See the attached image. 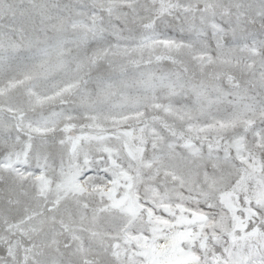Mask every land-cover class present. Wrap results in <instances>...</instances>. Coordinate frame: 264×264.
<instances>
[{
  "label": "rangeland",
  "instance_id": "374dc122",
  "mask_svg": "<svg viewBox=\"0 0 264 264\" xmlns=\"http://www.w3.org/2000/svg\"><path fill=\"white\" fill-rule=\"evenodd\" d=\"M161 261L264 264V0H0V264Z\"/></svg>",
  "mask_w": 264,
  "mask_h": 264
},
{
  "label": "bare ground",
  "instance_id": "6f19581e",
  "mask_svg": "<svg viewBox=\"0 0 264 264\" xmlns=\"http://www.w3.org/2000/svg\"><path fill=\"white\" fill-rule=\"evenodd\" d=\"M40 2H41V1H40ZM40 2H39V3H40ZM28 5H29V4H28ZM35 6H36V5H35ZM35 6H34V7H35ZM36 7H37V6H36ZM38 7H39V6H38ZM26 8H30V7H26ZM31 8H32V7H31ZM40 8H41V6H40ZM40 8H39V9H40ZM48 8H49V10H51L50 7H48ZM33 9H35V8H33ZM39 9H38V10H39ZM55 9H56V8H55ZM40 10H41V9H40ZM28 11H29V10H28ZM33 11H34V10H33ZM36 11H37V10H36ZM36 11H34V12L36 13ZM54 11H55V10H54ZM58 11H59V10H58ZM37 12H38V11H37ZM41 12H42V11H41ZM59 12L61 13V11H59ZM56 13H57V12H56ZM56 13H55L54 15L58 16V14H56ZM23 15H24V14H23ZM42 15H43V14H41V18H42V19L47 18V17H44V18H43V16H46L45 14H44L43 16H42ZM47 15H48V14H47ZM54 15H53V16H54ZM59 15H60V17H61V14H59ZM22 17H24V16H22ZM48 17H49V16H48ZM50 18H51V17H50ZM50 18H49V20H50ZM53 20H54V19H53ZM57 20H58V19H57ZM57 20H56V21H57ZM51 21H52V19H51ZM27 22H30V21L28 20ZM27 22H26V23H27ZM49 22H50V21H49ZM59 22L61 23V21H58V23H59ZM27 24H28V23H27ZM41 24H42V23H41ZM47 24H48V22H47ZM50 24H51V23H50ZM54 24H56V23H54ZM29 25H30V24H29ZM32 26H33V25H32ZM29 27H30V26H28V28H29ZM35 27H36V26H35ZM41 27H42V25H41ZM26 28H27V26H26ZM37 28H38V27H37ZM39 28H40V27H39ZM39 28H38V29H39ZM60 28H61V27H60ZM35 29H36V28H35ZM46 29H47V27H46ZM46 29H45V30H46ZM31 30H32V29H31ZM40 30H41V29H40ZM40 30H39V31H40ZM33 31H34V30H33ZM39 31H38V32H39ZM42 31H43V30H42ZM42 31H40V32H42ZM38 32H37V33H38ZM40 32H39V33H40ZM29 33H30V32H29ZM29 33H28V34H29ZM35 33H36V32L34 31V35H35ZM37 33H36V34H37ZM32 34H33V32H32ZM35 36H36V35H35ZM39 36H41V35L39 34L38 37H39ZM36 37H37V36H36ZM34 38H35V37H34ZM34 38H31V39L34 40ZM39 38H41V37H39ZM42 38H43V37H42ZM29 40H30V38H29ZM30 41H31V40H30ZM34 41H35V40H34ZM37 41H38V40H37ZM39 41L41 42V40H39ZM39 41H38V42H39ZM60 42H61V40H60ZM28 43H29V41H28ZM32 43H34V42H32ZM32 43H31V44H32ZM35 46H36V45H35ZM28 47H29V46H28ZM33 48H34V47H33ZM36 48H39V47H35V49H36ZM30 49H31V47H30ZM39 49H40V48H39ZM41 49H42V47H41ZM41 49H40V50H41ZM51 49H52V48H51ZM37 50H38V49H37ZM55 50H56V49H55ZM38 51H39V50H38ZM38 51H37V53H38ZM53 51H54V50H53ZM34 52H35V51H34ZM25 53H26V51H25ZM50 53H51V52H50L49 49H48V50L42 49V50L38 53V57H36V58H37V59H41V58L44 57V56H47V55L50 56ZM25 55H26V54H25ZM29 55H31V54H29ZM56 56L61 57V55H59V54H57ZM52 58H53V57H52ZM55 58H56V57H55ZM23 59H24V58H23ZM32 59H34V58H32ZM32 59H31V60H32ZM58 59H60V61H61V58H58ZM34 60H35V59H34ZM42 60H43V59H42ZM45 60H46V59H45ZM54 60H55V59H54ZM23 61H24V60H23ZM29 61H30V60H29ZM35 61H36V60H35ZM35 61H34V62H35ZM40 61H41V60H40ZM19 62H20V61H19ZM34 62H32V63H34ZM50 63H51V62H50ZM22 64H23V63H22ZM24 64H25V62H24ZM19 65H20V64H19ZM27 65H29V64H27ZM31 65H32V64H31ZM39 65H41V64L39 63ZM44 65H46L45 62H44ZM47 65H48V64H47ZM24 66H25V65H24ZM25 67H26V66H25ZM34 67H36V66H34ZM40 67H42V66H40ZM16 69H17V68H16ZM23 69H24V68H23ZM27 69H28V68H27ZM50 69H51V68H50ZM35 70H36V69H35ZM35 70H34V68H33V70L31 69V71H32L33 73H32L31 71H30V72L34 75V71H35ZM28 71H29V70H28ZM36 71H37V70H36ZM36 71H35V72H36ZM40 71H41V70H40ZM45 71H46V70H45ZM48 71L50 72V70H48ZM20 72H21V71H20ZM20 72H19V70H18V72L15 71L13 74H14V76H16V75H18ZM11 73H12V72H11ZM31 73H30V74H31ZM38 73H39V72H38ZM38 73H37V74H38ZM32 74H31V75H32ZM36 76H37V75H36ZM27 82H29V84H31V85H35V84H36V83H35L36 81H33V82H32V81H29V80H28ZM16 87H17V86H16ZM33 87H34V86H33ZM5 96H6V94H5ZM8 96H9V94H8ZM5 99H6V98H5ZM174 236H175V234H174L173 236H172V235H171V236L169 235V236H167V237H164V238L160 239L159 241H156L158 247H162L164 244L169 243V246H170L169 249L171 250V254H170L171 257H172V256H176L175 253L178 252V251H179V248H180V245H179L178 239H175ZM168 241H169V242H168ZM165 259H166V257H164L162 260H165ZM159 263H160V264H167V263H165L164 261H161V262H159ZM168 264H169V263H168Z\"/></svg>",
  "mask_w": 264,
  "mask_h": 264
}]
</instances>
